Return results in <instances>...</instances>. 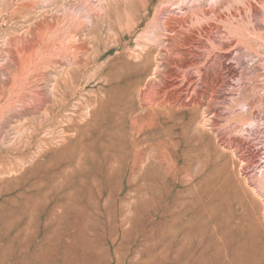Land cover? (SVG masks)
<instances>
[{"label": "rangeland", "instance_id": "1", "mask_svg": "<svg viewBox=\"0 0 264 264\" xmlns=\"http://www.w3.org/2000/svg\"><path fill=\"white\" fill-rule=\"evenodd\" d=\"M0 264H264V0H0Z\"/></svg>", "mask_w": 264, "mask_h": 264}, {"label": "bare ground", "instance_id": "2", "mask_svg": "<svg viewBox=\"0 0 264 264\" xmlns=\"http://www.w3.org/2000/svg\"><path fill=\"white\" fill-rule=\"evenodd\" d=\"M181 91H182V90H181ZM181 91H180V93H181ZM176 94H177V93H176ZM176 94H175V95H176ZM184 94H185V93H184ZM184 96H185V95H184ZM184 96H183V93L178 94V97L176 96L177 98H176V100H175V103H178V104L180 103V104H182V105H186V106L189 105L190 102H189L188 100L186 101V97H184ZM193 97H194V96H193ZM192 102H193V101H192ZM243 140H244V139H243ZM234 142H235V141H234ZM236 142H237V141H236ZM236 142H235V143H236ZM238 142H239V141H238ZM160 143H161V141H160ZM231 143H233V142H231ZM239 144H240V143H239ZM161 145H162V144H161ZM165 149H166V148H165ZM168 152H169V151H168ZM163 155H165V154H163ZM165 156H166V155H165ZM166 157H167V156H166ZM166 157H164V158H166ZM253 157H254V156H253ZM250 159H251V157H250ZM252 159H253V158H252ZM254 160H255V159H254ZM247 161H248V160H247ZM218 220H219L220 223H222V224H221V225H222L221 227H222V228H225L226 225L223 224V218L220 217V218H218Z\"/></svg>", "mask_w": 264, "mask_h": 264}]
</instances>
